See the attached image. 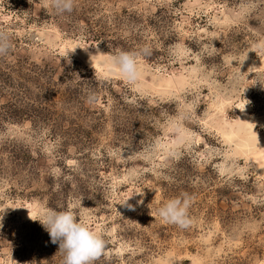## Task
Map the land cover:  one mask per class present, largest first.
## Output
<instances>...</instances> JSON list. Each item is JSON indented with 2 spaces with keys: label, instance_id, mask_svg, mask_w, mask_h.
Returning <instances> with one entry per match:
<instances>
[{
  "label": "rangeland",
  "instance_id": "rangeland-1",
  "mask_svg": "<svg viewBox=\"0 0 264 264\" xmlns=\"http://www.w3.org/2000/svg\"><path fill=\"white\" fill-rule=\"evenodd\" d=\"M0 31V264H62L49 209L95 264H264V0H0ZM184 194L191 225L162 223Z\"/></svg>",
  "mask_w": 264,
  "mask_h": 264
},
{
  "label": "clouds",
  "instance_id": "clouds-1",
  "mask_svg": "<svg viewBox=\"0 0 264 264\" xmlns=\"http://www.w3.org/2000/svg\"><path fill=\"white\" fill-rule=\"evenodd\" d=\"M46 4L58 14L71 13L75 7V0H46ZM11 48L10 34L0 31V56L7 55ZM141 54L142 51H120L111 57L112 67L109 71L116 72L127 83L135 84L140 78L137 57ZM104 78L107 79V77ZM126 202L127 200L121 205H125ZM191 202V197L187 194L170 199L158 209V217L164 224L186 229L192 223L189 215ZM31 219L41 223L52 243H58V251L62 254V264H95L105 254L106 241L102 235L91 230L70 210L49 209L43 212L40 218Z\"/></svg>",
  "mask_w": 264,
  "mask_h": 264
}]
</instances>
